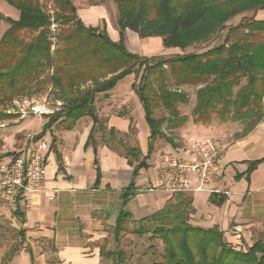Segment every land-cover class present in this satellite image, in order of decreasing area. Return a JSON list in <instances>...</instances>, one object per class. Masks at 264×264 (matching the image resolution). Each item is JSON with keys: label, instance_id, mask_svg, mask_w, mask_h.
<instances>
[{"label": "trees", "instance_id": "trees-1", "mask_svg": "<svg viewBox=\"0 0 264 264\" xmlns=\"http://www.w3.org/2000/svg\"><path fill=\"white\" fill-rule=\"evenodd\" d=\"M3 1L16 8L19 17L6 18L10 26L0 39V106L48 90L57 108L46 116L34 141L58 124L69 130L78 119L89 117L93 126L88 140L95 144L94 127H103L96 113V96L137 73L132 89L149 127L146 155L141 157L138 147L117 139L113 128L105 139L107 147L119 148L129 164L137 162L133 164V178L148 167L158 139L164 138L172 147L180 141L163 129L174 131L187 123V116L177 109V104L188 102L178 88L181 85L198 87L192 110L195 122L208 123L211 111L218 107L220 122L242 124L236 134L242 138L264 118V20L244 19L230 28L240 32V38L232 40L228 32L222 44L198 53L142 56L129 51L124 43V31L129 29L140 38L161 37L166 48L184 50L222 31L235 15L264 10V0H112L117 8L118 41L110 39L104 29L86 26L72 0H47L55 8L50 13L42 9L39 0ZM24 33L29 36L25 38ZM164 67H168V75ZM161 108L167 115L156 118ZM263 161L264 157L250 161L237 178L245 175L248 179ZM131 186L123 192V205L133 193ZM173 200L137 220L134 234L150 232L163 245L161 254L138 264H264V237L237 249L217 227L204 229L190 223L194 214L190 196L179 193ZM131 218V213L121 210L112 230L115 248L100 247L101 257L111 264L125 261L118 242L124 222ZM16 250L6 252L3 261L10 260Z\"/></svg>", "mask_w": 264, "mask_h": 264}, {"label": "crops", "instance_id": "crops-1", "mask_svg": "<svg viewBox=\"0 0 264 264\" xmlns=\"http://www.w3.org/2000/svg\"><path fill=\"white\" fill-rule=\"evenodd\" d=\"M102 3L104 1L91 5ZM251 12L254 19L264 20V10ZM18 17L16 9L13 20ZM107 35L118 41L117 25L114 29L110 28ZM124 43L129 51L142 56L152 51H143L141 47L151 45L159 46L157 55H172L164 54V51L179 53L177 48L164 47L161 37L142 39L129 29L124 31ZM131 76L120 80L112 90L96 96V113L103 127H94L95 144L88 140L93 126L89 117L78 119L69 130L52 127L45 133L51 135L48 142L45 134L40 138L48 143L44 153L46 175L42 189L18 200H6L0 192V219H8L19 234L16 252L4 262V254L12 248L7 249L0 256V264H101L100 247L104 240L109 239L108 229L111 227L113 230L119 212L126 210L131 213L129 221L137 222L142 218H134V213L129 210L132 200L145 198L139 204L146 203L142 207L149 209V214L173 200L172 195L155 189L159 180L152 155L147 160L148 167L139 170L133 178V164L137 162L129 164L120 149L114 150L105 144L107 133L113 128L117 139L124 138L122 141L125 144L128 142L129 146L140 149L141 157L146 155L149 127L132 89L135 77L126 84ZM140 111L144 120L138 123ZM131 123L135 127L133 135L129 133ZM198 130L200 136H208L211 129L200 127ZM2 134V161H9L21 152L27 154L34 142L19 141L16 138L20 134L18 129ZM188 136L182 134L175 146H166L171 151L180 152ZM220 136L227 141L219 160L223 175L213 184L218 192L187 194L192 198L194 208L190 223L204 229L217 227L223 232L225 240L239 249L243 243H248V247L256 237L264 234V161L249 174L248 179L245 175L237 178L238 174L246 171L250 161L264 157V118L242 138L230 140L231 136L224 132ZM129 185H132L133 193L123 205L122 195ZM157 190L162 192L163 198L153 210L151 197H147ZM218 200L222 203L217 204Z\"/></svg>", "mask_w": 264, "mask_h": 264}, {"label": "rangeland", "instance_id": "rangeland-1", "mask_svg": "<svg viewBox=\"0 0 264 264\" xmlns=\"http://www.w3.org/2000/svg\"><path fill=\"white\" fill-rule=\"evenodd\" d=\"M92 1L94 0H72L78 18L87 26L90 27H99L100 29H104L106 33H109L110 28L114 29L117 25V8L116 5L112 0H104V3L100 4L99 6H93L91 5ZM40 6L43 10L47 11V13H50V11H54L53 4L48 2L47 0H39ZM16 9L9 5L7 2L0 0V16L7 17L8 19H14L13 15L15 13ZM253 13L250 11L244 12L238 15H235L234 17L230 18L226 22L225 28L218 32L217 34L211 36L210 39H208L205 42L196 43L194 45H191L187 47L186 49H180L177 48L179 53H190V52H202L205 51L213 46H218L222 44L226 38V35L228 32L230 33V38L232 40H236L241 37V33L238 31H230V28L236 26L239 22H241L244 19L253 18ZM10 22L9 20H2L0 19V39L5 33V31L9 28ZM56 30L60 28V26L55 27ZM54 28V29H55ZM23 36L27 38L29 34L24 33ZM143 39V38H142ZM128 43H130L129 39ZM54 48V47H53ZM52 48V49H53ZM159 46H142L141 50L150 52L145 53L140 51V53H145L144 55L147 56H156L159 54L158 52ZM156 52V53H155ZM173 54L174 52H166L164 51V54ZM178 53V52H177ZM176 54V53H175ZM164 70L166 72V75L169 74L168 67H164ZM134 74L126 80V84L129 82L131 78H134ZM136 79L139 77V73L136 74ZM132 80V79H131ZM168 84H169V80ZM159 85V83L156 84V86ZM175 87V86H173ZM182 92H184L188 97V102L185 104H177V109L181 115L187 116L188 120L187 123L183 126V128H179L174 131H168L164 127V132L168 136H173V138H176L179 140L180 136L182 134L187 135H195L200 136L201 132H199L198 129L200 127H204L205 129L209 128L211 130H208V136L212 137L214 139H219L221 142H226L227 140L225 138H221V133L226 134L228 136H231L230 140L236 137V134L238 131L241 130L242 124L234 121H226V122H220L217 110L211 111V120L208 123H202V122H195L193 120L192 110L196 103L195 98V92L197 90V86L194 85H181L178 87ZM18 101V103L15 102ZM13 100L11 103H7L6 107L0 106V124H3L4 126H0V138L2 137V132H7L11 130H19L20 134L16 136L19 141L23 140L24 142L27 141L30 143V141H34L33 137L41 132L42 126L44 122H46V116L48 114H51L52 112H56L57 108L54 106V97L52 94L48 92V90L32 95L30 98L24 97V98H17ZM40 106L42 110V114H35L34 111H32L31 106ZM138 115V123L139 121L144 120L142 111H140ZM167 112L164 109H159L155 113V117H161L166 116ZM62 128L60 124L56 125V129ZM98 128V126H97ZM197 128V129H196ZM135 130L134 124L131 123L129 133L133 135V131ZM237 131V133H235ZM129 134V135H130ZM46 135V134H45ZM44 135V137H45ZM128 136V135H127ZM51 135H46V140H50ZM126 139V138H125ZM217 139V140H218ZM121 140H124L122 138ZM1 139H0V146H1ZM128 145V142H126ZM169 144L164 138L158 139L154 144L153 152L150 154L152 155L151 159H154L157 154L163 150H169L171 151L170 147H167L166 145ZM170 146V144H169ZM118 148V147H117ZM119 149V148H118ZM12 152V151H9ZM2 155V154H1ZM151 197L152 201V207L154 210V207H157L160 200H162V192H159L158 190L152 195L148 196L147 198ZM21 199V197L16 198V200ZM145 198H140L139 200L134 199L131 201L129 205V210L134 213V218L138 219L140 217L148 215L150 212L149 209L142 207L147 205L146 203L139 204V202H144ZM142 202V203H143ZM168 202V201H167ZM170 202H174V200H170ZM160 206H158V209ZM156 209V210H158ZM155 210V211H156ZM12 225V223L8 219H0V256H3L5 251L9 248H14L19 246V234H17L16 227ZM138 227V223L136 221H129L126 220L124 222V231L120 234L118 246L121 250L125 252V261L123 264H138V263H148L150 262L157 254H161L163 251V245L161 241L158 238H152L151 233H144L142 235L134 234L133 230H136ZM108 237L109 239H106L102 242L103 247L106 248V250H112L115 248L116 244L113 240V232L112 228L110 227L108 229ZM264 237V234L260 237H256L254 241L257 239H261ZM251 243V245H252ZM248 243H243V245L239 246L241 248L247 247ZM238 246V245H237ZM45 247H43L44 249ZM101 264H111V261L107 258L102 259Z\"/></svg>", "mask_w": 264, "mask_h": 264}, {"label": "built area", "instance_id": "built-area-1", "mask_svg": "<svg viewBox=\"0 0 264 264\" xmlns=\"http://www.w3.org/2000/svg\"><path fill=\"white\" fill-rule=\"evenodd\" d=\"M31 109L35 114H42L40 106L33 105ZM225 148L226 144L220 140L190 134L180 152L161 149L154 160L159 180L155 189L172 196L218 192L213 184L223 175L219 160ZM47 149L48 143L39 139L32 142L27 154L21 152L9 161L0 160V192L6 200L36 194L42 189Z\"/></svg>", "mask_w": 264, "mask_h": 264}, {"label": "water", "instance_id": "water-1", "mask_svg": "<svg viewBox=\"0 0 264 264\" xmlns=\"http://www.w3.org/2000/svg\"><path fill=\"white\" fill-rule=\"evenodd\" d=\"M0 19L4 20V19H5V17H3V16H0Z\"/></svg>", "mask_w": 264, "mask_h": 264}]
</instances>
